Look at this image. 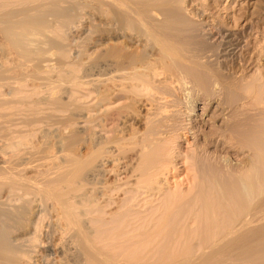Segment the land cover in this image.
<instances>
[{"label": "bare ground", "instance_id": "bare-ground-1", "mask_svg": "<svg viewBox=\"0 0 264 264\" xmlns=\"http://www.w3.org/2000/svg\"><path fill=\"white\" fill-rule=\"evenodd\" d=\"M219 1L0 0V264L74 247L81 264H264V121L191 119L200 69L264 112V0ZM180 140L189 185L168 189ZM236 141L254 158L229 167Z\"/></svg>", "mask_w": 264, "mask_h": 264}, {"label": "rangeland", "instance_id": "rangeland-1", "mask_svg": "<svg viewBox=\"0 0 264 264\" xmlns=\"http://www.w3.org/2000/svg\"><path fill=\"white\" fill-rule=\"evenodd\" d=\"M219 5L218 4H216V5H218V6H221V5H223L224 3H226V4H232L233 3V0H227V1H224V0H220L219 1ZM89 9V8H88ZM88 9H87V11H88ZM82 34V33H81ZM82 36L83 35H78V40H79V42L81 41V40H83L82 39ZM95 37V36H94ZM81 38V39H80ZM76 39V38H75ZM78 40H76V41H78ZM88 46V45H87ZM2 56V52H1V50H0V57ZM84 57V56H83ZM1 59V58H0ZM83 59H85L86 60V58H83ZM85 60H83V61H85ZM78 65H79V67H78ZM78 65H76L77 67V69H78V73H81L80 71H81V67H82V64H78ZM81 66V67H80ZM182 66V65H181ZM188 68H186V67H183L182 66V69L184 68H186L185 70L186 71H184V72H187V73H189V75L187 76V77H191L192 76V74H194V72H196L195 70V68L194 67H190V66H187ZM200 69V68H199ZM194 71V72H193ZM198 71H200V73H198V75L200 74V75H202L201 77H202V81L203 80H205V81H203V82H205V84L203 83V84H201V83H195V84H192V87L190 86V88H191V90H190V94L192 95V98H194L193 100H194V110L192 111V114H191V119H193V128H194V130L196 129H198V132L199 131H202V130H207L208 129V127H210V125H219L220 127H221V125L223 124V123H225L224 121H226L227 119H230L228 116H229V114H233L232 112H234V114H237V116H242V114H241V112L243 113L245 110H242V109H246V110H249V114H248V111H247V115H251V116H249V118H250V120H251V122L252 123H254V124H257V123H260L261 121L263 122L264 121V117H262L263 116V114H264V112H263V110H262V108H260V106L259 105H256L255 104V102H253V100H251V98H249L248 97V102H247V98H245L244 96V94L243 93H241V91L240 90H238V89H235V88H233L232 86L231 87H229V85L228 84H226L225 85V83L224 82H217L216 81V78L211 74H209L208 72H206L205 71V69H200V70H198ZM197 73V72H196ZM263 73H264V71H263ZM190 74H191V76H190ZM197 75V74H196ZM200 75L198 76V77H200ZM209 76V77H208ZM194 76H192V78H193ZM197 77V80H198V82H199V80H200V78H198ZM205 78V79H204ZM189 79V78H188ZM191 79V78H190ZM196 79V78H195ZM195 79H193V80H195ZM200 80V81H201ZM206 81H207V83H206ZM193 82V81H192ZM189 83V82H188ZM209 83V84H208ZM217 83V84H216ZM222 83V84H221ZM202 85V86H201ZM205 85V86H204ZM206 89V90H205ZM210 90L209 92L210 93H212L211 95L212 96H210V97H208L207 98V96H204L205 94H203V93H206V91H208V90ZM83 90H85V91H83ZM87 90H88V92H89V89H87V88H80L78 91H76V95H77V99L78 100H80V102L81 103H83L84 105H81V106H85V103L86 104H88V102H90L89 104H91L92 106H90L89 107V105H88V107H87V105L85 106V107H83L82 109L84 110V108H85V110L83 111V114H86L87 112H88V110H90V108L91 107H94L92 110H90V112L91 113H97L96 115H97V117L99 116V118H100V116H101V112H99V114H98V111H99V109H100V111H101V106H102V104H100V103H97V106L95 105L96 104V101L93 99V101H92V98L94 97L92 94L93 93H91V94H88L87 93ZM213 90V91H212ZM83 93H82V92ZM205 91V92H204ZM217 92V93H216ZM87 93V94H86ZM208 93V92H207ZM209 93V94H210ZM222 93V94H221ZM224 94V95H223ZM85 95V96H84ZM91 95H92V97H91ZM86 97V98H85ZM220 98V99H219ZM89 99V100H88ZM219 99V100H218ZM250 99V100H249ZM86 100V101H85ZM227 100V101H226ZM91 101H92V103L94 104V106H93V104L91 103ZM95 101V102H94ZM180 101V104H184L185 103V100L184 99H180L179 100ZM208 101V102H207ZM219 102V103H218ZM220 102H222V103H220ZM253 102V103H252ZM78 103H79V101H78ZM226 103V104H225ZM248 103H250V105L248 104ZM252 103V104H251ZM243 104V105H242ZM247 104V105H246ZM256 106H255V105ZM246 105V106H245ZM246 108H245V107ZM87 107V108H86ZM95 107H99L98 108V111L95 109ZM103 107V106H102ZM256 107V108H255ZM232 108H233V110H232ZM249 108V109H248ZM260 109V110H259ZM259 110V111H258ZM89 112V113H90ZM220 112V113H219ZM226 113V114H225ZM251 113V114H250ZM260 113H261V115H260ZM234 114H233V116H234ZM240 114V115H239ZM244 114V113H243ZM253 114H255L254 116H253ZM96 115H95V120H97L96 119ZM210 115V116H209ZM212 115H213V117H212ZM215 116V117H214ZM232 116V115H231ZM230 116V117H231ZM236 116V115H235ZM257 116V117H256ZM211 117V118H210ZM99 118H98V120H97V122H99ZM258 119V120H257ZM204 120V121H203ZM257 120V121H256ZM91 122L92 121H90V123L89 122H87L86 123V125L88 124V125H90L91 124ZM95 122V123H94ZM93 122V124H91L90 126H86V129H87V127H89L90 128V130L92 129V131H97V132H99V133H102V132H104L103 130L104 129H102V128H100L99 126H97V122L96 121H94ZM95 124V125H94ZM94 127H93V126ZM135 125H136V127H137V129H141L143 126H142V124L141 123H135ZM92 126V127H91ZM96 126V127H95ZM98 127V128H97ZM135 127V128H136ZM95 128V129H94ZM207 128V129H206ZM101 129H102V131H101ZM89 129H87V131L85 130L84 132H90V131H88ZM91 131V132H92ZM238 131V130H237ZM82 133V136L84 135V136H86V134L87 133ZM239 132V131H238ZM237 132V133H238ZM57 133V131L54 133V132H51L50 133V136H49V140L51 141L52 140V143L50 144V145H54L53 144V142H55V140L58 138L57 136H59L58 134H56ZM56 136V137H55ZM52 138V139H51ZM56 138V139H55ZM189 141L191 142V143H193V141H201V139L200 138H198L197 136H196V139H194V138H189ZM172 143V144H171ZM174 143V144H173ZM200 143H203V142H200ZM238 143V144H237ZM56 144V143H55ZM170 144L173 146H175V142H173V141H171L170 142ZM224 143H220L219 145L221 146V145H223ZM84 145V146H83ZM83 145L82 144H78V146H76L78 149H79V152H81V153H83V151H88V149L89 148H86L85 147V145L86 144H84L83 143ZM55 146V145H54ZM220 146H216V148H214V147H212V146H210V144L208 145V149L210 150V151H213L214 149H219V147ZM237 146H240V147H246L245 145H243L241 142H238V141H236V145L234 146V147H230V150H226V149H220V150H218V154H217V156H223V155H225V156H227L228 157V162L227 163H229L230 164V166L229 167H233V166H235V167H238L239 166V164H241V163H243L244 161H246V160H249L250 158L252 159V157L254 156V154L252 153V150H249L248 149V147H246V148H242V149H240V150H238V149H236L237 148ZM193 146H190L189 145V143L187 142V141H185V140H180V141H178V145H177V147L175 148V150L176 151H180L179 152V158L178 159H176V169L174 170V172H168L167 174H166V176H167V179H168V184H167V188L169 189V188H174L175 187V185L174 184H176V183H182L181 185H180V189H182L183 188V190H185V189H187V186L189 185V183L187 184V179H190V177L188 176L190 173H191V171L188 169V168H186L187 167V164H188V160H187V158L185 157V155L187 154V153H189L190 152V148H192ZM218 147V148H217ZM76 148V149H77ZM85 148V149H84ZM77 149V150H78ZM178 149V150H177ZM212 149V150H211ZM175 150H173L174 152H175ZM242 150V151H241ZM248 150V151H247ZM185 154V155H184ZM252 154V155H251ZM184 155V156H183ZM183 156V157H182ZM254 158V157H253ZM245 159V160H244ZM238 161V162H237ZM231 162V163H230ZM221 167L223 168V165L221 164ZM186 169H188V170H186ZM226 170V169H228V168H226V166H224V168H223V170ZM230 169V168H229ZM232 169V168H231ZM173 170V169H172ZM186 170V171H185ZM224 170V171H225ZM227 171V170H226ZM187 174V175H186ZM187 179H186V178ZM183 178V179H182ZM110 180V179H109ZM179 181H181V182H179ZM183 181V182H182ZM187 184V185H186ZM173 185V186H172ZM185 187V188H184ZM8 195H10V194H8V192H6V191H2L1 192V196L3 197L2 199H5V197H7ZM187 197H185V198H183L184 199V201L185 200H187L188 198H189V196H190V194L189 195H186ZM183 202V201H182ZM175 206V205H174ZM174 206H172V207H174ZM6 224V223H5ZM5 224H3V225H1V228L4 230V229H6V227H8L7 226V224H6V226H5ZM52 230V229H51ZM50 230V231H51ZM74 231V230H73ZM73 231H70V233L72 232L73 233ZM71 233V234H72ZM58 235H54L53 236V243H56L57 242V239H58V237H57ZM55 237V238H54ZM70 237V234L68 235V237H67V239H70L69 238ZM59 240V239H58ZM68 241V240H67ZM66 241V242H67ZM67 244L69 245V247H70V243H69V241L67 242ZM72 246V245H71ZM72 249H73V247H72ZM71 249V250H72ZM76 249V250H75ZM77 247H74V250L75 251H73V252H71V253H69V254H73L72 256L71 255H69V254H67L68 255V257H66L65 256V258L66 259H69V260H66L68 263H66V264H70L71 262H72V264H77L78 262V264H81L80 262L81 261H78L79 259H78V256H80L79 258H80V260H82L81 259V251L79 250L78 251V253H76L77 252ZM69 251H70V249H69ZM80 252V253H79ZM58 254L59 253H57L56 254V256L55 257H58ZM76 255V256H75ZM59 256H60V254H59ZM73 256H75L74 258H73ZM36 257V260L39 258L37 255L35 256ZM34 257V258H35ZM72 257V258H71ZM73 261H72V260ZM76 259V260H75ZM70 260H71V262H70ZM74 261H75V263H74ZM76 261H78V262H76ZM136 264H139L138 263V261H136Z\"/></svg>", "mask_w": 264, "mask_h": 264}]
</instances>
